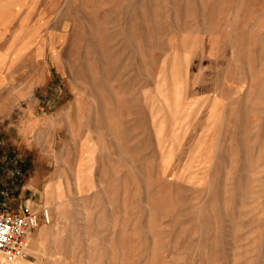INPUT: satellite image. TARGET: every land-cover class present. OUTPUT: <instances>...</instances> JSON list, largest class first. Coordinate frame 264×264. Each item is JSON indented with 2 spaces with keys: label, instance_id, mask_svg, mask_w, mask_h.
<instances>
[{
  "label": "rangeland",
  "instance_id": "374dc122",
  "mask_svg": "<svg viewBox=\"0 0 264 264\" xmlns=\"http://www.w3.org/2000/svg\"><path fill=\"white\" fill-rule=\"evenodd\" d=\"M0 101L13 264H264V0H0Z\"/></svg>",
  "mask_w": 264,
  "mask_h": 264
},
{
  "label": "built area",
  "instance_id": "2783aa9c",
  "mask_svg": "<svg viewBox=\"0 0 264 264\" xmlns=\"http://www.w3.org/2000/svg\"><path fill=\"white\" fill-rule=\"evenodd\" d=\"M49 221L48 211L44 212ZM41 215L33 208L22 211L0 210V256L4 263L13 264L28 256L30 237L40 225Z\"/></svg>",
  "mask_w": 264,
  "mask_h": 264
},
{
  "label": "crops",
  "instance_id": "0c3cea01",
  "mask_svg": "<svg viewBox=\"0 0 264 264\" xmlns=\"http://www.w3.org/2000/svg\"><path fill=\"white\" fill-rule=\"evenodd\" d=\"M8 104H4V102L0 101V107H6ZM11 109L9 111H13V108L15 106V102L13 100H10V105ZM2 114V112H0ZM9 113V112H8Z\"/></svg>",
  "mask_w": 264,
  "mask_h": 264
},
{
  "label": "bare ground",
  "instance_id": "6f19581e",
  "mask_svg": "<svg viewBox=\"0 0 264 264\" xmlns=\"http://www.w3.org/2000/svg\"><path fill=\"white\" fill-rule=\"evenodd\" d=\"M48 211V210H47Z\"/></svg>",
  "mask_w": 264,
  "mask_h": 264
}]
</instances>
